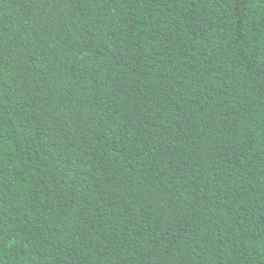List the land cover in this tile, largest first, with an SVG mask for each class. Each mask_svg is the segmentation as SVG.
Returning a JSON list of instances; mask_svg holds the SVG:
<instances>
[{
	"label": "trees",
	"instance_id": "trees-1",
	"mask_svg": "<svg viewBox=\"0 0 264 264\" xmlns=\"http://www.w3.org/2000/svg\"><path fill=\"white\" fill-rule=\"evenodd\" d=\"M0 264H264V0H0Z\"/></svg>",
	"mask_w": 264,
	"mask_h": 264
}]
</instances>
